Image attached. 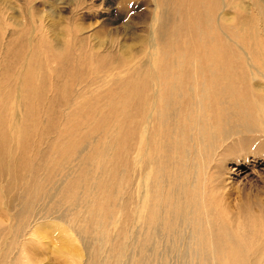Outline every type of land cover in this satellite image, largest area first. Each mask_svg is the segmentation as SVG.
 <instances>
[{
  "label": "rangeland",
  "instance_id": "1",
  "mask_svg": "<svg viewBox=\"0 0 264 264\" xmlns=\"http://www.w3.org/2000/svg\"><path fill=\"white\" fill-rule=\"evenodd\" d=\"M202 1L0 0V249L13 248L10 261L85 264L89 250L116 259V248L108 252L109 244L90 240L86 245L85 219H79L85 208L80 213L69 210L66 198V206L56 209L53 198L43 196L54 185L84 200L87 192H96L94 207L103 213L115 206L114 188L109 187L114 177L115 192L118 180L125 191L133 167L151 168L145 150L148 110L145 102L135 106L131 93L140 92L147 100L151 88L164 87L162 75L137 87L162 57L160 49L151 48L153 36L171 47L172 59L178 41L181 52L209 45L198 38L199 26L188 13L197 18L193 9L197 4L204 8L207 3ZM205 1L215 3V9L203 15H209L217 28V49L223 47L225 10L228 36L240 43L235 27L242 20L246 41L264 52L259 34L264 17L255 20L263 8L253 7V0H242L243 10L230 0ZM258 78L253 82L264 87ZM262 143L259 135L247 152L238 145L235 152L219 155L208 170V181L217 190V212L253 240L250 254L257 264H264V149L259 154L256 150ZM192 178L199 181L195 174ZM97 180L104 189L93 187ZM33 197L36 207L27 212L22 205ZM23 220L29 222L18 231ZM117 229L118 225L112 231ZM257 249L260 255L254 253ZM198 261L187 259L185 264ZM167 263L184 264L177 257ZM205 264L216 262L208 256Z\"/></svg>",
  "mask_w": 264,
  "mask_h": 264
},
{
  "label": "bare ground",
  "instance_id": "2",
  "mask_svg": "<svg viewBox=\"0 0 264 264\" xmlns=\"http://www.w3.org/2000/svg\"><path fill=\"white\" fill-rule=\"evenodd\" d=\"M230 1L243 10L242 0ZM204 2L207 3L204 8L197 4L193 9L199 14L197 18L191 11L188 13L199 26L198 38L209 45L203 44L193 52H181L178 41L174 45L176 57L172 59L171 47L153 36L151 48L156 52L160 49L162 54L153 70L157 68L161 73L151 70L147 80L137 87L141 89L146 81L161 75L164 87L151 88L147 100L140 92L131 93L134 105L145 102L148 110L151 136H147L145 150L151 168L147 170L142 164L133 167L125 191L121 190L123 182L118 180L115 192L114 177L109 187L114 188L115 206L103 213L94 207L96 192H87L84 200L82 195L68 194L67 189L58 191V186L54 185L44 193V199L53 198L52 205L56 209L66 206V198L69 210L80 213L85 208L79 219H85L86 245L92 240L100 246L109 244L108 252L116 248L115 260L89 250L85 264H168L167 259L171 257L183 260L184 264L187 259H198V264H205L208 256H212L216 264L259 262L250 254L253 240L239 234L217 212L218 205L213 199L217 190L208 181V170L219 155L235 152L238 145L247 152L251 140L259 135L264 138V87L261 82H253L259 80L258 77L264 80V52L246 41L242 20H238L235 27L240 43L228 36L225 10L221 13L222 25L226 27L222 28L223 47L217 49V28L209 15H203L207 9H215V3L205 0L201 3ZM253 7L264 11V0H253ZM263 17L264 12L257 14L255 20ZM259 34L264 38V25ZM155 84H160V79ZM257 147L260 148H256L257 153L263 151L264 143ZM134 159L136 161L137 156ZM194 174L199 179L196 183L192 178ZM93 187L104 189L105 185L97 180ZM22 207L27 212L35 208V198L24 202ZM73 219L76 220L74 216ZM28 222L21 221L18 231ZM116 225L118 229L113 232ZM12 249H0V264H22L20 257L10 261V257H15ZM258 250L254 251L257 255ZM23 252L26 254L24 249Z\"/></svg>",
  "mask_w": 264,
  "mask_h": 264
}]
</instances>
